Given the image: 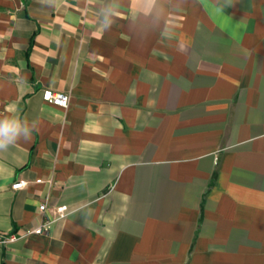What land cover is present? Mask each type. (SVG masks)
Segmentation results:
<instances>
[{"label":"crops","instance_id":"1","mask_svg":"<svg viewBox=\"0 0 264 264\" xmlns=\"http://www.w3.org/2000/svg\"><path fill=\"white\" fill-rule=\"evenodd\" d=\"M15 114L0 264H264V0H0Z\"/></svg>","mask_w":264,"mask_h":264},{"label":"clouds","instance_id":"2","mask_svg":"<svg viewBox=\"0 0 264 264\" xmlns=\"http://www.w3.org/2000/svg\"><path fill=\"white\" fill-rule=\"evenodd\" d=\"M41 3L48 6H55L56 0H41ZM104 30H109L112 27L113 19L112 12L105 14ZM38 130L36 121H29L26 117L19 114L5 116L0 118V151L7 150L10 146L31 139L33 132Z\"/></svg>","mask_w":264,"mask_h":264},{"label":"built area","instance_id":"3","mask_svg":"<svg viewBox=\"0 0 264 264\" xmlns=\"http://www.w3.org/2000/svg\"><path fill=\"white\" fill-rule=\"evenodd\" d=\"M43 99L47 102H50L54 105L63 107V108H67L69 106L70 103V94L68 92H64V91H59V90H55L52 88H46L43 91ZM23 186H25V182L23 180H18L16 182H14L12 184V188L13 189H20ZM40 209L42 212H45L47 209V203H42L40 206ZM67 206L63 205L60 206L58 208V213L59 216H64L65 214H67ZM49 224H50V220L45 219L43 221V223L31 230H27V234L28 233H42V234H48L49 233ZM18 238V234L17 233H4V232H0V242L1 243H8V242H12L14 240H16Z\"/></svg>","mask_w":264,"mask_h":264}]
</instances>
